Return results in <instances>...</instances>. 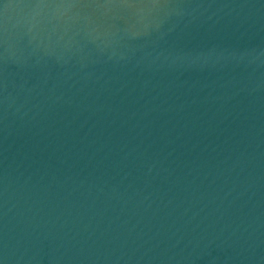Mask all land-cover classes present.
I'll return each instance as SVG.
<instances>
[{
	"label": "water",
	"instance_id": "obj_1",
	"mask_svg": "<svg viewBox=\"0 0 264 264\" xmlns=\"http://www.w3.org/2000/svg\"><path fill=\"white\" fill-rule=\"evenodd\" d=\"M0 264H264V0H0Z\"/></svg>",
	"mask_w": 264,
	"mask_h": 264
}]
</instances>
